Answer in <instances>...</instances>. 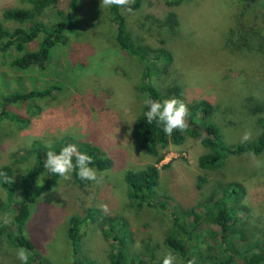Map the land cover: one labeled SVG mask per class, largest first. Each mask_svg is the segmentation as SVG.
I'll return each mask as SVG.
<instances>
[{
	"label": "rangeland",
	"instance_id": "374dc122",
	"mask_svg": "<svg viewBox=\"0 0 264 264\" xmlns=\"http://www.w3.org/2000/svg\"><path fill=\"white\" fill-rule=\"evenodd\" d=\"M100 5L101 0L81 1L76 32L67 44L52 49L44 70L16 73L10 61L19 53H0V93L58 86L52 94L37 97L31 105L25 102L8 107L11 114L29 118V123L2 120L0 169L12 166L17 186L11 201L0 183V227L7 225L2 229L15 233V227L9 224L16 212L15 200L23 197L21 176L35 160L33 152L28 153L33 141L50 145L64 137L85 140L97 145L112 161L105 170L95 168L96 181L89 180L81 187L74 179L66 181L61 177L31 204L24 233L39 252L59 264L73 258L70 219L87 209L127 219L134 233L131 251L141 252L150 244L154 246L152 254L158 258L171 253L163 245L170 228V212L147 207L135 210L129 201L126 172L157 160L134 136L136 118L146 100L140 88L144 68L136 57L121 51L110 7L102 10ZM28 6L22 0H0V19L9 7ZM244 11L240 0H183L177 4L169 0H142L136 11L123 9L135 37L172 52L170 63L158 62V74L151 67L150 81L163 92L178 86L180 96L171 98H178L187 106L202 99L211 101L216 107L214 120L228 142L242 141L245 132L251 133L250 139L258 136V118L264 115L251 114L246 108L250 102L264 101V47L259 48L254 41L256 34L248 35L257 30L246 24ZM170 13L177 16L180 24L169 33L167 26L152 25L155 22L144 17L164 18ZM44 18L48 24L54 21L51 12ZM240 21L247 27L241 28ZM145 22V26L141 25ZM7 24L10 28L16 25ZM244 37L248 38V46L243 43ZM208 151L200 140L188 134L182 144H170L163 150L165 158L157 163L161 173L157 190L170 198L169 209L177 203L185 207L196 205L217 183L236 181L245 188L240 204L246 210L241 215L254 233L264 230V153L232 156L222 167L204 169L199 165V157ZM37 180L44 181L45 174L39 173ZM103 205H107L106 211L102 210ZM88 224L84 226L82 252L107 263L106 253L113 240L104 238L97 222ZM17 250L6 234L0 236V264H20Z\"/></svg>",
	"mask_w": 264,
	"mask_h": 264
},
{
	"label": "trees",
	"instance_id": "16d2710c",
	"mask_svg": "<svg viewBox=\"0 0 264 264\" xmlns=\"http://www.w3.org/2000/svg\"><path fill=\"white\" fill-rule=\"evenodd\" d=\"M81 1L66 0V4L63 5V0H22L29 6L9 7L2 12L0 53L6 56H12L14 51L19 53L10 61V66L15 69L16 73L36 69L44 70L47 67L52 49L58 44H67L76 32ZM169 1L177 4L183 0ZM240 2L243 3L244 12L247 15L246 24H251L253 29L257 30L248 32V35L255 36L256 34L257 38L254 41L259 48H263L264 0H240ZM141 3L142 0H134L126 8L130 7L132 11H136L141 7ZM126 8L110 7V18L116 26L115 38L121 51L136 57L143 64L144 73L140 88L145 92L146 99L162 101L173 96L179 97L178 86L169 87L167 92H163L148 78L151 67L158 74L160 72L156 69L158 62L170 63L173 60L172 52L166 48H157L143 43L135 37L130 30L128 17L123 13V9L126 10ZM47 12H51L52 18L54 17L51 24H48L44 18ZM144 17L150 23L155 22L152 25L167 26V33L176 31L180 24L174 13L164 18L152 15ZM9 22L16 25L10 28L7 24ZM146 24L145 22L141 25ZM239 24L241 28L247 27L243 21ZM163 42L164 40H162V45ZM248 42V38L244 37L245 46H248ZM33 45L36 47L33 48ZM56 89L58 86L30 92L23 90L1 92L0 129L4 118L14 119L17 122H30L29 118L11 114L8 107L25 102L31 105L37 97L48 96ZM250 103L246 105L249 113H260L259 116L264 114V101ZM188 109L187 130L183 132L175 130L171 135H166L163 125L156 121L152 124L147 122L144 113L148 109L144 102L136 118L134 136L140 145L148 148L157 157V160L156 163L126 172L125 180L130 204L135 210H143L147 207L170 212V228L164 236L163 245L176 257L174 264H188L190 259H195V264H264V230L254 233L248 227L247 220L241 215L242 211L246 210V207L240 204V197L245 192L243 185L236 181L227 184L217 183L215 188L198 204L185 207L177 203L173 205V209H169L170 198L160 194L157 190L161 177L157 163L165 158L163 150L170 144H182L187 134L200 140L209 149L199 157V165L204 169L222 167L232 156L262 155L264 153V115L258 118V124L261 126L258 136L246 142H228L222 128L214 120L216 107L211 101L207 99L196 101L188 106ZM68 144H75L80 152L93 157V164L90 167L105 170L112 164L111 159L103 155L97 145L85 140L64 137L50 145L40 140L32 142L28 153L33 152L35 160L21 176L23 197L15 200L16 212L13 223L9 224V227H15V233L2 229L7 225L0 227V236L6 234L8 240L16 248H23L27 251L28 264H59L37 250L34 242L25 235L24 227L30 215L31 204L43 193L53 188L61 178L44 168L47 151L52 150L59 153ZM39 173L45 174L44 181L37 180ZM5 176L8 178L7 182H5ZM13 176L12 166L1 167L0 183L11 201L17 191ZM71 176L81 187L89 183V180L80 179L76 172H73ZM205 181L206 179L203 178L202 182ZM198 187H202L201 183ZM89 221L98 223L106 240H113L110 242V250L106 253L107 263L100 262L82 252L84 226H88ZM213 226H218L219 229H214ZM69 228L73 258L69 263L60 264H163L164 257L158 258L152 254L154 246L150 244H146L141 252L131 251L134 233L129 221L122 216H104L102 212L87 209L70 219Z\"/></svg>",
	"mask_w": 264,
	"mask_h": 264
},
{
	"label": "clouds",
	"instance_id": "9594fccd",
	"mask_svg": "<svg viewBox=\"0 0 264 264\" xmlns=\"http://www.w3.org/2000/svg\"><path fill=\"white\" fill-rule=\"evenodd\" d=\"M133 0H101L102 10L112 6L126 8ZM131 12L130 7L126 8ZM147 111L144 113L149 124L153 121L163 125V131L166 135H171L173 131H186L188 128L187 117L189 109L186 103L178 98L155 100L147 98L145 100ZM251 138L250 132H245L242 137V142H246ZM93 164V157L87 153L80 152L75 144L64 146L59 153L49 150L46 153L44 168L50 173L62 177L69 181L72 179L71 174L76 172L82 180H97L96 169L90 167ZM42 177V176H41ZM7 182V176L4 177ZM41 180V178H40ZM102 210H107V205L102 206ZM17 258L22 264H28V253L25 249L17 250ZM175 256L169 253L163 259V264H174ZM188 264H195V259H190Z\"/></svg>",
	"mask_w": 264,
	"mask_h": 264
}]
</instances>
